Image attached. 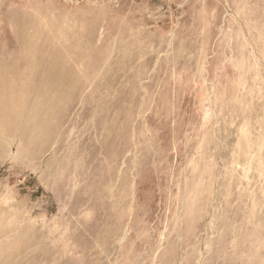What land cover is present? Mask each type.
<instances>
[{
	"label": "rangeland",
	"instance_id": "obj_1",
	"mask_svg": "<svg viewBox=\"0 0 264 264\" xmlns=\"http://www.w3.org/2000/svg\"><path fill=\"white\" fill-rule=\"evenodd\" d=\"M0 97V264H264V0H0Z\"/></svg>",
	"mask_w": 264,
	"mask_h": 264
},
{
	"label": "bare ground",
	"instance_id": "obj_2",
	"mask_svg": "<svg viewBox=\"0 0 264 264\" xmlns=\"http://www.w3.org/2000/svg\"><path fill=\"white\" fill-rule=\"evenodd\" d=\"M56 66L53 64V65H50V66H48V73H47V77H46V79L44 80V89L41 91V93H38V95H37V100L35 101V104L36 103H40V104H43L45 107L47 106V105H49L50 103H51V101H52V98H50L49 96H47V93H46V90L48 89V88H50V89H55L56 87H55V84L57 83V75H58V73H56V68H55ZM55 87V88H54ZM1 98V97H0ZM1 100H3V99H1ZM5 102H7L6 103V105L4 106V107H1L0 106V114L1 115H9L10 114V112L13 110V108L15 107L14 105H13V100H12V98H8V99H6V101ZM41 108H43L42 106H41ZM37 111H38V109L36 108V107H33V109H31L30 110V113H29V115H33V114H35V113H37ZM38 114V113H37ZM9 125V124H8ZM36 125L37 126H40V127H42L43 128V122L42 121H38L37 123H36ZM35 125V126H36ZM28 126H30V123H28V122H26L25 124H24V128H26V129H28ZM237 127V126H236ZM38 132V131H37ZM43 133V132H42ZM41 133V134H42ZM39 134V132L36 134V135H38ZM41 136V135H40ZM36 137V136H35ZM244 198V197H243ZM238 200V199H237ZM235 202V201H234Z\"/></svg>",
	"mask_w": 264,
	"mask_h": 264
}]
</instances>
